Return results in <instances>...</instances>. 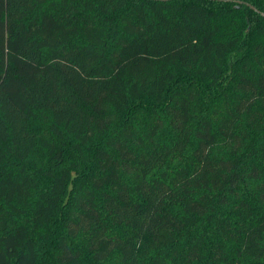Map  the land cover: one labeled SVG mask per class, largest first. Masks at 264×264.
Here are the masks:
<instances>
[{
  "label": "trees",
  "instance_id": "1",
  "mask_svg": "<svg viewBox=\"0 0 264 264\" xmlns=\"http://www.w3.org/2000/svg\"><path fill=\"white\" fill-rule=\"evenodd\" d=\"M0 264H264V16L0 0Z\"/></svg>",
  "mask_w": 264,
  "mask_h": 264
},
{
  "label": "water",
  "instance_id": "2",
  "mask_svg": "<svg viewBox=\"0 0 264 264\" xmlns=\"http://www.w3.org/2000/svg\"><path fill=\"white\" fill-rule=\"evenodd\" d=\"M238 2H240V3L245 2V3L248 4L250 7H252L255 11L261 13V14L264 16V12H262L261 10H259V9H258L256 6H254L253 4L248 3V2H246V1H243V0H238Z\"/></svg>",
  "mask_w": 264,
  "mask_h": 264
}]
</instances>
